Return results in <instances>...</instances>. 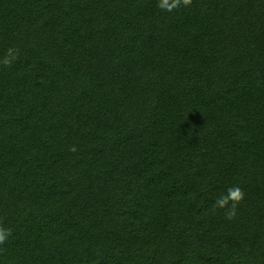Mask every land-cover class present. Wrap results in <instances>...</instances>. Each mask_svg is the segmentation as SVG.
Listing matches in <instances>:
<instances>
[{"label":"trees","instance_id":"trees-1","mask_svg":"<svg viewBox=\"0 0 264 264\" xmlns=\"http://www.w3.org/2000/svg\"><path fill=\"white\" fill-rule=\"evenodd\" d=\"M157 4L0 0V264H264V0Z\"/></svg>","mask_w":264,"mask_h":264},{"label":"clouds","instance_id":"clouds-1","mask_svg":"<svg viewBox=\"0 0 264 264\" xmlns=\"http://www.w3.org/2000/svg\"><path fill=\"white\" fill-rule=\"evenodd\" d=\"M192 4V0H158L157 7L165 11L171 12L172 10L180 7L181 5L187 7ZM17 59V51L9 48L6 50L2 64L4 67H10ZM70 150H75L73 147ZM245 193L239 186H232L226 189V194L218 197L214 203L215 207L226 208L228 207L227 218L231 219L235 215L237 205L244 199ZM11 235L10 229L0 227V244H3L7 237Z\"/></svg>","mask_w":264,"mask_h":264}]
</instances>
